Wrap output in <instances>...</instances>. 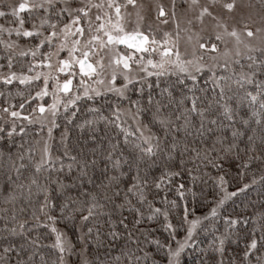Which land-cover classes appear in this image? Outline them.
Returning <instances> with one entry per match:
<instances>
[{"label": "trees", "instance_id": "trees-1", "mask_svg": "<svg viewBox=\"0 0 264 264\" xmlns=\"http://www.w3.org/2000/svg\"><path fill=\"white\" fill-rule=\"evenodd\" d=\"M25 13L69 19L58 8ZM34 85L0 83L11 120L0 123V264H61L57 228L76 260L84 251L90 264H170L190 221L197 231L178 264H264V53L194 74L155 73L124 97L66 103L44 163Z\"/></svg>", "mask_w": 264, "mask_h": 264}, {"label": "rangeland", "instance_id": "rangeland-1", "mask_svg": "<svg viewBox=\"0 0 264 264\" xmlns=\"http://www.w3.org/2000/svg\"><path fill=\"white\" fill-rule=\"evenodd\" d=\"M57 8L69 19H48L49 34L43 32L48 20H29L25 13ZM14 17L15 24L6 21ZM136 33L149 35L143 50L120 45L123 36ZM0 43L9 55L7 68L0 62V83L39 89L32 121L47 129L39 146L44 163L53 158L54 120L66 103L106 93L124 97L132 82L155 73L194 74L264 53V0H0ZM85 58L93 63L92 72L79 66ZM19 60H27L26 72L14 69ZM122 114L149 143L150 132L138 114L129 108ZM9 121L0 107V123ZM196 231L197 222L190 221L170 264H178ZM55 232L61 264H90L84 251L74 259L69 237L58 228Z\"/></svg>", "mask_w": 264, "mask_h": 264}, {"label": "water", "instance_id": "water-1", "mask_svg": "<svg viewBox=\"0 0 264 264\" xmlns=\"http://www.w3.org/2000/svg\"><path fill=\"white\" fill-rule=\"evenodd\" d=\"M148 41V36L146 35H135V36H129L125 37L121 41V45H124L128 49H137V50H142L145 45L147 44ZM79 66L82 69L88 68L90 72L94 70V65L89 61L88 58H85L79 63ZM70 88V85L67 84L63 87V91L66 92Z\"/></svg>", "mask_w": 264, "mask_h": 264}, {"label": "flooded vegetation", "instance_id": "flooded-vegetation-1", "mask_svg": "<svg viewBox=\"0 0 264 264\" xmlns=\"http://www.w3.org/2000/svg\"><path fill=\"white\" fill-rule=\"evenodd\" d=\"M141 34H142V35H146V36H148V41H149V35L146 34V33H136V34L127 35L126 37H129V36H135V35H141ZM124 38H125V36H123L122 39L120 40V45H121V41H122ZM148 41H147V43H148ZM146 45H147V44H146ZM146 45H145V46H146ZM121 46L124 47V48H126L124 45H121ZM144 48H145V47H144ZM144 48H143V49H144ZM126 49H128V48H126ZM143 49H142V50H143ZM128 50L141 51V50H137V49H128Z\"/></svg>", "mask_w": 264, "mask_h": 264}]
</instances>
